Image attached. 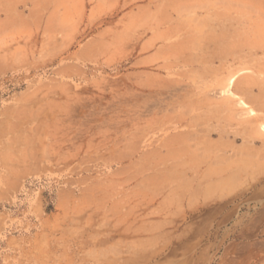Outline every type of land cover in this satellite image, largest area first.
<instances>
[{
  "label": "rangeland",
  "instance_id": "1",
  "mask_svg": "<svg viewBox=\"0 0 264 264\" xmlns=\"http://www.w3.org/2000/svg\"><path fill=\"white\" fill-rule=\"evenodd\" d=\"M0 264H264V0H0Z\"/></svg>",
  "mask_w": 264,
  "mask_h": 264
}]
</instances>
